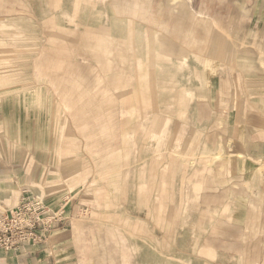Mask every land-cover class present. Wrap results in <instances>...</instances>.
Instances as JSON below:
<instances>
[{"label":"rangeland","instance_id":"rangeland-1","mask_svg":"<svg viewBox=\"0 0 264 264\" xmlns=\"http://www.w3.org/2000/svg\"><path fill=\"white\" fill-rule=\"evenodd\" d=\"M263 97L264 0H0V169L18 190L0 214L41 199L52 218L0 264L64 221L51 264H264V165L238 128Z\"/></svg>","mask_w":264,"mask_h":264},{"label":"crops","instance_id":"crops-1","mask_svg":"<svg viewBox=\"0 0 264 264\" xmlns=\"http://www.w3.org/2000/svg\"><path fill=\"white\" fill-rule=\"evenodd\" d=\"M195 19H196V17L194 16L193 19L187 23V25H186L187 33L191 34V35L194 33H198L200 37L205 38V36L209 35L210 30H211V28H210L211 26L209 25L208 20L199 19L200 21L206 23L207 31H206V33H203L202 30L199 28L198 29H196L195 27L191 28ZM186 57L187 56H183L180 58V60H182L184 62ZM211 77L212 76H197V78H199V80H200V83H203V86L199 87V88H201V91L198 94L204 95L206 97V102H205L206 104H204V105L208 106L209 108L210 107L212 108V104H210V103L214 102V99L217 97V95L212 94L213 88L207 89L208 93H206V90L203 87L206 86V82H208V78H209V81H211V84H213L214 77H212V78ZM216 80H219L221 82L223 79L219 78ZM203 91H205V92H203ZM189 94L192 96V98L194 97L193 91L189 92ZM259 97H260V95H259ZM262 105H263V109L260 108ZM257 108L259 111L258 116L255 119H253L252 122H250L249 120L242 121L240 123V125L238 126V128H240L242 130L241 134H242V137L244 140L243 143L245 142L246 148L249 150V152L255 158L257 157L256 160H254V163L264 165V101L263 102L259 101V106ZM167 121H168L167 118H165L163 121V124H165ZM247 128H248V131H247ZM250 153H248V154H250ZM216 157L219 158L218 156H216ZM240 157H242V155H240ZM246 161L247 160H245L243 162L241 161V163H240V169L242 171H245V172L237 175L238 178L240 179V182H242V181L245 182V180H247L250 177L251 173L254 172V170L246 171L248 168H250L249 164L246 163ZM230 162H232V161H230ZM233 162H234V160H233ZM225 163L226 162H220L219 163L218 167H219L220 172H224V170L226 169ZM10 170L14 174V172H13L14 167H12ZM206 170H208L210 173H213L215 171V169L212 167H210V169L206 168ZM263 173H264V171H263ZM4 175H6V174L0 169V191L5 192L4 194H0V195H9V194H11V192H13V195H11L9 197V200H10V202L14 203L17 201V198H18V195H17L18 190L16 189V186L14 187L12 182H10L8 180H5L6 182H3ZM16 182H18V177L15 178V184H16ZM195 184L201 188V191L207 189V184L205 182L199 181L198 183H195ZM251 210L254 212L256 210V205L253 202H251ZM65 228H66V222L64 221L62 224L59 225L58 231H56L54 234H52L50 236L47 244H45L43 246L29 245V246H26V248L23 250V252H21L19 254L15 253V252L9 253V252L4 251V255L5 256L7 255L8 257H10L12 259V261L16 262L17 264H51L50 260L53 259V257L55 258V256L58 257L60 255V252L58 251L59 246H57L60 244V242L58 244V241H59L58 239H60L61 237H64L65 233L63 230ZM57 232H59V234H56ZM68 235L71 236L70 234H68ZM66 236H67V234H66ZM69 238H70V240H72V237H69Z\"/></svg>","mask_w":264,"mask_h":264},{"label":"built area","instance_id":"built-area-1","mask_svg":"<svg viewBox=\"0 0 264 264\" xmlns=\"http://www.w3.org/2000/svg\"><path fill=\"white\" fill-rule=\"evenodd\" d=\"M22 202L0 214V247L6 250L22 248L25 242L38 244L42 241L40 233L50 229L52 218L48 217L47 208L41 199L35 202L24 199Z\"/></svg>","mask_w":264,"mask_h":264},{"label":"bare ground","instance_id":"bare-ground-1","mask_svg":"<svg viewBox=\"0 0 264 264\" xmlns=\"http://www.w3.org/2000/svg\"><path fill=\"white\" fill-rule=\"evenodd\" d=\"M192 27H195L196 29H201L203 33H206L207 31L206 23L200 21L197 18L194 20V23L192 24L191 28Z\"/></svg>","mask_w":264,"mask_h":264}]
</instances>
